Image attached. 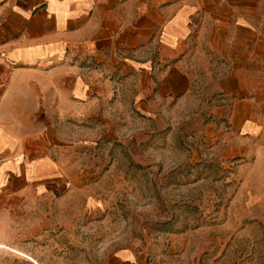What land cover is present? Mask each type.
I'll list each match as a JSON object with an SVG mask.
<instances>
[{
	"label": "rangeland",
	"instance_id": "obj_1",
	"mask_svg": "<svg viewBox=\"0 0 264 264\" xmlns=\"http://www.w3.org/2000/svg\"><path fill=\"white\" fill-rule=\"evenodd\" d=\"M192 44L134 69L120 53L98 75L92 60L87 95L41 103L25 166L46 164L8 178L0 264H264V151Z\"/></svg>",
	"mask_w": 264,
	"mask_h": 264
},
{
	"label": "crops",
	"instance_id": "obj_2",
	"mask_svg": "<svg viewBox=\"0 0 264 264\" xmlns=\"http://www.w3.org/2000/svg\"><path fill=\"white\" fill-rule=\"evenodd\" d=\"M189 41L209 53L207 80L223 96L221 110L264 151V0H0V199L17 191L9 177L45 167L25 166L38 155L29 148L32 123L41 103L88 94L75 85L85 82L83 67L91 71L95 60L98 75L120 53L133 69L150 66L153 48L161 63L168 49L177 60ZM184 63L175 72L181 88Z\"/></svg>",
	"mask_w": 264,
	"mask_h": 264
}]
</instances>
